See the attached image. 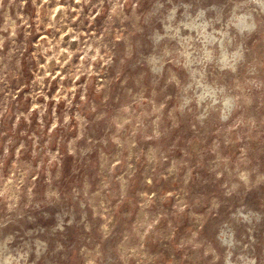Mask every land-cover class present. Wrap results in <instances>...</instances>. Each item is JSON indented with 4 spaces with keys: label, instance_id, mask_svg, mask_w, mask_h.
<instances>
[{
    "label": "rangeland",
    "instance_id": "1",
    "mask_svg": "<svg viewBox=\"0 0 264 264\" xmlns=\"http://www.w3.org/2000/svg\"><path fill=\"white\" fill-rule=\"evenodd\" d=\"M0 264H264V0H0Z\"/></svg>",
    "mask_w": 264,
    "mask_h": 264
},
{
    "label": "bare ground",
    "instance_id": "2",
    "mask_svg": "<svg viewBox=\"0 0 264 264\" xmlns=\"http://www.w3.org/2000/svg\"><path fill=\"white\" fill-rule=\"evenodd\" d=\"M245 16H247V15H245ZM245 16H242L241 18H239V19L242 21V23H240V25H241V24H244L243 22H245V24L249 23V19H248V18L245 19ZM239 19H238V20H239ZM241 21H240V22H241ZM198 24H199L201 27H203V23H202V22H200V23L198 22ZM242 26H243V25H242ZM208 34H209V33H208ZM209 35H211V34H209ZM213 35H214V34H213ZM209 37H211V36H209ZM214 37H215V36H214ZM209 40L212 41V39H209ZM209 40H208V41H209Z\"/></svg>",
    "mask_w": 264,
    "mask_h": 264
}]
</instances>
